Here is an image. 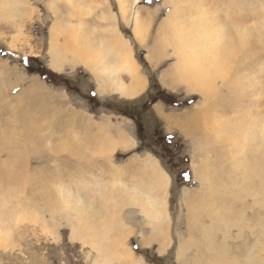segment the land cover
I'll use <instances>...</instances> for the list:
<instances>
[{
  "label": "rangeland",
  "instance_id": "374dc122",
  "mask_svg": "<svg viewBox=\"0 0 264 264\" xmlns=\"http://www.w3.org/2000/svg\"><path fill=\"white\" fill-rule=\"evenodd\" d=\"M125 1L127 14L133 0ZM245 1L252 2L253 16H264V0H137L129 16L136 8L142 17L149 14L140 44L122 16L120 0H0V226L6 229L0 234V264H264V185H250L263 189L257 198L245 193L246 185L242 192L223 179L209 187L211 198L199 177L201 168L209 173L228 168L226 158L214 164L227 127L248 124V110L256 116L264 112L261 25L256 18L246 24L250 45L236 54L242 62L238 80L220 91L217 86L216 98L225 103L235 85L240 108L212 113L208 122L201 115L198 128L189 127L186 115L200 112L203 95L166 75L176 60L170 40L174 24L189 41L202 12L225 28L227 12L240 20L251 16L248 9L240 11ZM109 15L115 17L116 33L113 24L106 26ZM57 20L80 44L86 38L90 46L111 43L115 35L126 39L137 75L145 80L140 96L98 97L88 71L96 80L103 74L75 63L71 52H62L60 68L51 69L50 29ZM157 43L162 53L156 58ZM117 77L130 82L125 73ZM115 132L129 140L128 146L117 145L110 155L96 147L98 138L116 140ZM148 158L169 177L162 252L152 236L153 222L135 201L150 185L141 166ZM103 221L112 226L103 228L110 231L100 254L88 242L89 233L72 231ZM120 227L130 232L123 244L131 258L112 250Z\"/></svg>",
  "mask_w": 264,
  "mask_h": 264
},
{
  "label": "bare ground",
  "instance_id": "6f19581e",
  "mask_svg": "<svg viewBox=\"0 0 264 264\" xmlns=\"http://www.w3.org/2000/svg\"><path fill=\"white\" fill-rule=\"evenodd\" d=\"M125 2V0H120L119 4L122 16L127 24L128 22L130 23V29L134 39L140 44H143L147 30L145 25H147L149 20V14L147 17H142L141 13H139L136 8L135 12L129 16L131 10L133 9L132 7L137 3V0H133L131 4L129 3L130 7L127 14L124 12ZM244 5H247V7L240 8V11L245 12L246 9H248V13L251 16L247 14L243 17V20H240L239 17L233 18L228 16L227 12L225 13V20L227 19L224 25L226 26L225 28L220 26V24L218 25L217 22L214 24V22L204 16V13L202 12L203 15L200 16V18L194 22L195 24L192 25L194 30L192 32L189 30V41L187 36L184 37L182 34H180L181 31H179L175 24L172 26L174 31L171 34L170 40H172V53L176 60L174 65L168 69L166 75L169 79H177L178 81L183 82V84H185L184 86L186 91L195 93L199 92L203 95V106L201 108L199 107L201 109L200 112L197 110L188 117L186 115L187 121L184 119L187 122L185 124L189 125V127L194 126L195 124L196 128H198V120H200L199 118L201 117L204 122H208L210 118H212V113H224L225 111L232 112L233 110H236L235 108H240V95H237V92L233 91L235 85L230 87L231 92H228L227 95L224 94L226 95V99L224 101L225 103H222V100L220 102L219 97L216 98V96L221 94H218L219 92H217L220 89V86L225 87L227 82L234 84L238 80V69H240L238 66H240L242 62L241 59H236V54L242 49H247V47L250 45L248 42L249 28L246 26V24L256 18L258 23L261 25V31H264V16L261 17L257 15L255 17L252 15V13L255 12L252 10L251 13L252 2L250 5L249 2L245 1ZM77 6L79 7V5ZM237 15L239 14L235 13L234 16ZM168 16L172 17L171 15ZM169 18H167L166 23L170 26ZM105 20L107 21V27H110L113 24L112 27L115 29V23H113L115 20L114 16L109 15L108 17H105ZM63 24V21L58 22L57 20V22L50 29L49 66L51 69L58 70L60 68L62 62V52H71V58L75 61V63H85L89 67H93V69H96V71L103 74L100 80H96L98 85V89L96 91L97 93L110 94L112 92L133 99H136L140 96V94L145 90V80L137 75L130 44H128L126 39L115 35L116 39L114 37L111 43L107 42L104 46H90L88 45L89 41L86 38V44H80L79 39H76L75 32L72 36V34L68 32L70 31L68 28L66 33V30L63 28ZM115 31L116 29L114 30V33H116ZM197 32L199 33L196 34ZM64 37L65 41H61V39ZM258 43H264V39H261V37L258 38ZM156 45L158 47L155 46V51L153 53H155L157 58L162 53V50L159 47V43ZM246 57L247 56H243L245 59ZM120 73H125L129 77V84H124L121 80H119L117 75ZM95 75L98 76V74ZM233 79H235V81ZM174 81L175 80H173V83ZM226 85L228 86V84ZM210 99H213L214 102ZM247 113L250 118V120L247 122L248 124L245 125L243 123L236 122L235 125L233 123L232 128L227 127L228 137L223 136L222 140L220 141L221 148L218 147V149L215 150L216 160L214 164H216L218 160L226 158L229 163L228 168L226 170L215 169L210 173L209 170L207 172L206 168L200 169L199 177L205 181L204 190L206 194H210V190L208 191L209 187L219 186L220 182H222L224 179V181L227 182V187L234 185L239 187L243 192L241 187L246 185L244 187L245 193L252 192L253 195L255 193L257 194V198L258 195H261L263 189H256L255 187H250V185H258L260 187L264 185V112L262 114L260 112L259 116H256L255 114L253 115V112L249 110ZM181 122L184 123L183 120ZM230 125L231 124H228L227 126ZM119 133H116V140H110L109 138L102 137L98 138L96 147L100 150H106L110 155L115 146H128L129 140L124 135ZM86 142L87 149H90L92 147L91 143L88 139ZM74 152L78 151L73 150V153ZM148 161H150L149 158ZM152 162L150 161L148 164L143 163L141 165L148 172L150 185L144 191L141 190V193L138 192L140 197L138 196L137 199H134L135 201H140L141 211L144 213V215H146L147 220L153 222L152 236L156 238L159 251L162 252L165 249L162 242L163 237H165V191L168 186L169 177L158 168L156 163ZM127 190L129 191L128 188ZM153 191L157 193L156 196L153 195ZM63 194L64 195L61 196V202L66 204V199L68 196L65 195V193ZM108 195L110 200H113L112 197L115 196V193L111 191ZM127 195L130 197L131 193L128 192ZM230 195L233 198V194L230 193ZM210 196L212 195L210 194ZM225 197L226 196L224 195V198ZM211 198H213V196ZM218 210L222 211V207H219ZM96 213L98 215L100 212ZM91 215L92 214H90V216ZM111 226L112 224L110 222L108 224L107 221L100 223H89V225L86 224L84 228L76 227L72 232L74 235H79L82 232L89 233V237H87L88 242L97 248L98 252L102 254V244L104 241L108 242L107 239L103 238L106 237L110 231V229L106 230L103 228H110ZM4 233H6V229L0 226L1 236H5ZM129 235L130 232L127 231L126 227H120L115 230V236L114 238L112 237L113 240L111 239V244L112 250L115 254H117V256L122 257L124 252L128 258H131L133 255L130 249L125 247L123 244V240Z\"/></svg>",
  "mask_w": 264,
  "mask_h": 264
},
{
  "label": "crops",
  "instance_id": "0c3cea01",
  "mask_svg": "<svg viewBox=\"0 0 264 264\" xmlns=\"http://www.w3.org/2000/svg\"><path fill=\"white\" fill-rule=\"evenodd\" d=\"M130 49H131V53H132V56H133V58H134V53H133V50H132V48H131V45H130ZM135 60V59H134ZM88 71V70H87ZM88 73H89V75H91V77H92V79H93V87H94V90H95V93L97 94V96L98 97H106V96H113V95H118L119 97H123V98H127V97H124V96H122V95H119L118 93H97L96 91H97V89H98V85H97V81H96V77L90 72V71H88ZM124 76H122V78H123ZM130 83V82H129ZM128 83V84H129ZM128 99H132V98H128Z\"/></svg>",
  "mask_w": 264,
  "mask_h": 264
}]
</instances>
